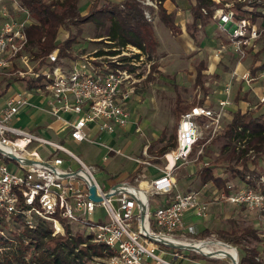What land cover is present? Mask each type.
I'll return each instance as SVG.
<instances>
[{
    "label": "built area",
    "instance_id": "obj_1",
    "mask_svg": "<svg viewBox=\"0 0 264 264\" xmlns=\"http://www.w3.org/2000/svg\"><path fill=\"white\" fill-rule=\"evenodd\" d=\"M213 1L212 19L226 35V43L217 49L216 55L232 52L238 58V66L264 34V26L254 20L253 13L264 12V0H252L242 5L225 2L223 7L217 4L220 0ZM9 2L16 4L22 16L14 17L10 13L6 7ZM142 3L157 7L152 0H143ZM0 4L1 15L5 18L0 29V226L5 229L0 228V233L5 235L6 230L16 224L35 228L42 220L51 224L53 235H58L66 233L67 224L82 223L88 226L87 233L93 235L94 242L104 244L112 251L106 259L109 264H180L179 261L185 259L179 252L184 248L161 250L160 243L152 241L150 236L174 237L176 241L191 245L196 241L207 243L211 249L209 253L199 248L188 250L210 260L239 263L237 246L215 237H193L198 231L194 224L186 222V213L191 211L194 216L204 218L212 200H225L257 211L259 220L264 222V190L260 187L264 185V173L260 175L258 185L247 181L246 186L238 187L237 183L228 182L226 188L213 190L212 199L204 200L201 190H178L174 172L190 159L204 135L206 142H210L221 132L223 117L228 108L236 104L233 96L236 78L248 84L262 82L261 89L255 91L258 103L253 106L247 101L246 110L238 109L246 112L247 108L264 105V65H259L255 73L249 68L239 73L236 66L231 79L223 87L225 97L219 98L214 105H196L181 114L177 144L165 155L166 164L158 166L162 174L144 188V201L129 189L105 190L97 181L95 168L63 143L16 124L21 112L31 108L61 121V127L48 126L57 133L68 129L72 140L90 141L110 150L113 146L94 140L91 131L95 128L99 137L112 135L125 130L132 122L128 102L138 82L136 55L142 59V50L132 46L134 50L127 48L115 55L81 56L66 62L55 49L45 59L38 58L36 50L29 46L26 33V28L35 22L30 10L21 4V0H0ZM203 12L208 14L206 8ZM145 13L151 20V13L147 10ZM123 55L129 59H120ZM125 62L131 68L124 66ZM33 80L35 85L30 83ZM21 82L24 91L14 89ZM135 130L139 132L141 126L137 124ZM65 161L77 164L79 168L75 170L72 165L66 166ZM143 163L151 164L149 161ZM93 183L97 186V194L103 197L101 202L90 198L89 188ZM111 191L114 194L106 197ZM150 195H169L171 201L152 210ZM139 201L147 204L145 219ZM97 204L105 206L107 221L91 220ZM225 246L234 247L237 255L222 251Z\"/></svg>",
    "mask_w": 264,
    "mask_h": 264
},
{
    "label": "rangeland",
    "instance_id": "obj_2",
    "mask_svg": "<svg viewBox=\"0 0 264 264\" xmlns=\"http://www.w3.org/2000/svg\"><path fill=\"white\" fill-rule=\"evenodd\" d=\"M115 1L120 2L119 0ZM249 1L252 0H246L243 2L239 0H220V3L217 2V4L220 7H223L225 6V2L242 5L249 3ZM93 2L96 3V0H81L80 9L82 17L88 14L90 6ZM102 3H104L103 0L99 2V5ZM6 7L10 13L14 15V17L22 16V14L17 11L15 3L9 2L6 4ZM1 9L2 5L0 4V29L5 21V18L1 15ZM254 10L257 11L256 8ZM260 19L261 18L257 20L258 24L263 26L262 22L264 21L261 20L260 23ZM154 27L156 37L158 39V46L155 48L151 57L143 51L142 59H139L140 56L136 57L138 62L135 68H137L136 73L138 82L136 83L132 97L128 102V110L130 112L132 122L129 124L125 132H123L124 130H121L122 132L119 131L112 135L102 134L101 137H99V134L96 132L91 134L92 138H94V140L96 139L98 142L108 143L107 141H109L108 144L113 146V148L109 150L108 147L104 145L96 144L90 141L78 142L69 140L65 142L62 140V137H58L53 132V129L48 128V126L53 123V118L48 115L40 114V112H36L31 108L26 109L16 120L17 125L27 130L48 139L63 143L66 147L85 160V162L92 165L95 168L97 181L105 190H109L112 186H114V182L121 178H123V181L127 180L133 183V185L140 184L145 177L149 178L151 176L145 171L146 167L155 164V160H160V162L156 164L165 165L167 162L165 158L166 154H162V148H168V153H170L176 142V132L179 122H177L175 116V99L177 93L179 92L183 100L186 102H192L199 99V96L202 98L205 92L204 89H201L195 84L197 64L201 59L206 58V56L208 57V54L210 55V51H212V47L206 48L201 46L202 38H200V36H204L203 33H197L198 37L196 39V43L192 46H187V43L184 42L183 35H177L175 31H171L163 22H156ZM209 27H211L212 33L216 34V38L221 39L219 40L220 44H223L222 40L226 43L225 33L221 32L219 28L215 26L210 25ZM199 28L201 29V27ZM106 34H108V27L98 25L93 20L79 22L78 24L72 25L68 30L64 29L61 34L62 41L70 37L75 38L70 48L72 57H66L64 60L66 62H70V60L78 59L81 56H96L100 51L117 49L121 52L127 48L134 50L132 49V45L119 47V45L111 41ZM101 35H104V37H99ZM259 41L258 46L263 50L264 34L262 39ZM224 54L227 55L226 62L229 61L230 63L228 62V64L230 66L233 64L236 65L238 58L235 54L232 52H224L221 56ZM124 57L127 56L123 55L120 59H123ZM253 58V53L250 55L249 51L248 56L242 63L245 67H249ZM260 58L264 62V51ZM104 61L109 60L104 59ZM124 66L131 68L127 62H125ZM219 68L220 71L223 69L222 66ZM233 69L235 68L233 67ZM233 69H231L229 74L232 73ZM222 80L223 78H219L215 74L207 75V88H210L208 93L210 94L215 87H221L220 84ZM242 82L243 81L239 78L234 80V97L236 96ZM222 83H224V81ZM243 83L244 91L258 86V84H262L261 80L252 82L251 84H248L247 82ZM176 85L179 87L175 88ZM24 87V84L21 82L18 83L14 89L24 91ZM11 92L12 90L8 93ZM218 96L222 98L226 95L222 90ZM250 99L253 106L258 103L253 94L250 95ZM34 101L37 102L36 99ZM1 102L2 100L0 99V103ZM236 104L235 106H230L223 117V128L221 132L218 133L210 142H206V136L204 135V138L201 139L202 142L195 146L190 159L175 169L174 173L177 181V189L181 192H187L189 190L204 191L205 189L202 187L200 182V171L203 167L209 165L213 166V171L218 174V176H222L223 178H226L228 182L232 183H237L239 181L242 187L247 185V181L252 183V185H256L260 175L264 173V154L261 158H258V156L254 153L249 154L251 159H255L254 161L253 159L249 160L247 169H244L243 160L240 158H237L232 162L227 160V158L224 160L225 152L223 153L222 147L227 142V139L224 137V132L227 125L231 122L235 111L239 110L236 107ZM241 108L242 110H246L245 107ZM247 111L252 112L255 115L264 114V106L258 105L256 108H247ZM137 124L141 126V130L139 132L135 130V126ZM146 148L147 151L145 152ZM118 149L120 152H117ZM143 161H149L151 164H145ZM65 165H72V168L75 170L79 168V165L72 164L69 161H65ZM138 166H142L141 170L133 174V169L136 167L138 168ZM232 168L245 172V178H241L239 174L237 175V172L232 170ZM125 178L127 179L125 180ZM213 184V182H211V184H207V188H219ZM141 185L145 186V182H142ZM260 187L264 190V185ZM149 197L151 204L156 208L162 201L168 199L169 195H150ZM91 220L93 222L108 220L107 210L104 205H96L95 211L91 216ZM245 226L246 224L244 222L243 224H240L237 220L235 221L228 218H220L216 223L214 222L211 225V228H213L211 231L213 233L209 237H215L226 243L233 244L229 241V239L221 235L220 231L231 233L233 229ZM19 230H24V227L19 226ZM70 230L72 234L81 232L85 236L87 235L88 226L82 223L72 224L70 225ZM193 237L199 239L206 238L203 233L193 235ZM260 238L261 241L254 240L252 238L242 239V243L246 246H257L262 251L261 257H264V236ZM233 245L235 246V244ZM160 248L161 250L172 249L162 243H160ZM179 252L185 257V259L179 261L180 264H229L226 261L210 260L207 257L197 255L188 249H182L179 250ZM238 252L239 257H241L243 253L239 245ZM103 261H106V259H103Z\"/></svg>",
    "mask_w": 264,
    "mask_h": 264
},
{
    "label": "trees",
    "instance_id": "obj_3",
    "mask_svg": "<svg viewBox=\"0 0 264 264\" xmlns=\"http://www.w3.org/2000/svg\"><path fill=\"white\" fill-rule=\"evenodd\" d=\"M102 0H96L90 6L88 14L82 17L80 9L81 0H21V4L27 7L33 15L35 22L26 28L29 46L36 50L38 58L47 57L53 50L58 49L61 58L72 57L70 52L71 44L75 38L70 37L61 40V34L64 29H70L72 25L79 22L93 20L98 25L108 27L107 37L117 43L119 47L132 45L144 53L152 56L155 48L158 46L154 23L148 19L145 11L149 8L139 0H122L116 2L113 0H103L104 3L99 5ZM158 6V12L163 23L172 31L178 32L172 14H169L163 6L166 0H152ZM191 12L193 15V36L199 24L206 25L213 16V0H194ZM203 8L208 10L204 14ZM82 17V18H81ZM260 17L264 18V12L259 10L254 15L257 21ZM104 37V35H101ZM254 50H250V54ZM264 49H259L253 53L255 63L261 60V54ZM120 50H107L98 52L101 54H118ZM139 55H136L138 57ZM129 59L124 57L123 60ZM43 60L42 63H44ZM252 63L249 69L255 73L259 64ZM207 69V60L202 59L196 66L195 84L204 89V95L201 99L192 102H186L178 92L175 99V116L177 122L181 114L189 111L196 105H203L209 95V88L205 86L206 75L204 70ZM225 70V69H224ZM221 77V73L216 74ZM35 85L36 81L30 82ZM179 86L176 85L175 88ZM251 89L244 91V83H241L236 96L235 102L241 100L250 101ZM227 142L223 145L222 151L224 160L234 161L237 158L243 160L244 169H247L251 151L262 157L264 154V114H253L252 112H242L237 110L231 122L227 125L224 132ZM202 142L199 140L198 143ZM233 143V144H232ZM176 142L173 148L176 146ZM169 152L168 148H162V154ZM203 158V156H202ZM255 159V158H254ZM253 159V161H254ZM160 160H155L159 163ZM141 166L139 167V169ZM241 178H245V172L232 168ZM201 185L213 182L217 187H227L228 180L214 173L213 166H205L200 171ZM17 220H19L17 218ZM2 225L4 224L1 219ZM21 226V225H20ZM2 230L4 226H0ZM235 246L241 247L242 255L240 264H264V257H261L262 251L257 246L244 245L242 239L252 238L261 241L258 230L253 226L236 228L228 233L220 231ZM204 236L210 235L211 232L206 230ZM93 235L81 232L72 234L70 225H66V233L53 235V228L50 223L38 221L35 228L24 227L19 230V225L6 230L5 235L0 233V264H109L103 259H107L112 251L104 244L93 241Z\"/></svg>",
    "mask_w": 264,
    "mask_h": 264
},
{
    "label": "crops",
    "instance_id": "obj_4",
    "mask_svg": "<svg viewBox=\"0 0 264 264\" xmlns=\"http://www.w3.org/2000/svg\"><path fill=\"white\" fill-rule=\"evenodd\" d=\"M113 1H115V0H113ZM119 1H122V0H119ZM139 1L142 3L143 0H139ZM194 3H195L194 0H166V1L163 2V6H164V8L167 10V12L169 14H172V16L174 18V22H175L176 28L179 30L178 32L175 31V33L177 35H183L184 42L187 43V46H192L193 44L196 43V39L198 37L197 33L198 34H199V32L203 33L204 36H202V37L200 36V38H202L201 39V46H204L206 48L212 47L211 48L212 51H210L208 49L211 52L210 55L208 54V57L206 56V58H203V59L207 60V69L204 70V74L207 77V75H211V74H215L216 75L218 73L219 74L221 73L222 77H219V78H223L222 82L224 81V83L226 84V82H228L231 79V74L232 73L229 74V72L231 71V69H233V67L236 68L237 61H236V65L233 64L232 66H230L228 64L229 61L226 62V56L227 55H225V54L222 55V56H217L216 55L217 49L221 46L222 43L221 44L219 43V40H221V39H217L216 38V34H213L212 31H211V27H209L211 25V26H215V27L218 28L217 22L215 20H213L212 18L210 19V21L206 25H203V24H199L198 25V28L196 29V32H195V36L196 37H194L192 35L193 34L192 33L193 32V15H192V12H191V8H192V4H194ZM146 6H148V5H146ZM147 11H149L151 13V15H152L151 21L154 24L156 22H160V21L163 22L161 20V18H160L159 12H158V6L157 7L149 6ZM261 20L264 21V19H260V21H259L260 23H261ZM262 25L264 26V22H262ZM199 27H201V29ZM99 37H101V36H99ZM222 42L224 43L223 40H222ZM259 42L260 41L257 42V45H256L253 53H255L256 51H258L260 49L259 46H258ZM260 62H262V60H258L255 63V61L253 59L251 64L255 63L257 65ZM220 66L223 67V69L221 71L224 74L220 71V68H219ZM248 68L249 67H245V65L243 63H241V64H239L237 66V70H238L239 73H241L242 71H244L245 69H248ZM195 77H196V74H195ZM222 82L220 84L221 87H215L214 90L212 92H210V94L207 96V98H206V100L204 102L205 105H214V104H216L217 100L220 98V96H218V95H220V93L223 90V86L225 85ZM205 86L206 87L208 86L207 82L205 83ZM261 86H262V84H258V86L250 88L251 89V93L254 95V97H256L255 91H259L261 89ZM233 89H234V84H233ZM199 99H201L200 96H199ZM256 99H257V97H256ZM246 104H247V101L241 100L240 102H237V104H236L237 106L236 107L237 108L246 107ZM35 111L38 112L37 110H35ZM23 112H21V113H23ZM40 114H43V113H40ZM68 116L69 115H67V117ZM50 125L53 128H57V127H61L62 126V122L59 121V120H56L55 118H53V123L50 124ZM125 130L123 132H125ZM53 132L58 137H62V140L65 141V142H67L69 140H72L69 137L68 129H66V130L62 129V131L58 132V133L53 129ZM94 132H96L98 134V132L96 131L95 128H93V130L91 131V134L94 133ZM120 132H122V131L120 130ZM107 142L109 143V141H107ZM158 166H161V165L155 163L153 165H150V166L146 167V171L145 172H147L151 176L149 178L145 177V179L142 180L140 182V184H138L136 186H140L141 187L142 186L141 183L145 182V188H147V185L150 183V181L152 179L157 178L158 176L161 175V174H159V173H161V171H159ZM139 167L140 166H138V168L136 167V168L133 169V171H132L133 174H135L137 171L141 170V168L139 169ZM126 177H128V176H126ZM122 179L123 178L116 180L114 182V185L117 184L118 182H122L123 181ZM126 179L127 178H125V180ZM125 182H129V181L126 180ZM129 183H131V182H129ZM131 184H133V183H131ZM208 184H211V182L208 183ZM237 185H238V187H242V185L240 184L239 181L237 182ZM202 187L205 189L204 191L201 190L202 191V198L204 200L212 199L211 196H212V192H213L214 189H211V187L207 188V184L206 185H202ZM170 201H171V199H170V196H169L168 199L162 201L159 205L168 204ZM156 208L153 207V205L151 204V209L152 210H155ZM220 218H228V219L235 220V221L237 220V222L240 223V224H243V222H244L246 224V226H253L254 228H256L258 230L259 235L261 237L264 236V222H261L259 220L258 212L255 211V210H250V209H248V208H246L245 206H242V205H235V204H232V203H230L228 201H225V200H222V201H213L212 200L211 204H210L208 215L206 217H204V218L196 217V216L193 215V213L191 211L186 213V222L190 223V224H194L196 226L198 234L199 233H203L206 230H209L211 232V234H212L213 232L211 231V229H213V228H211V225L214 222L216 223L217 220L220 219ZM259 221H260V223H259ZM211 234L210 235H206V237L207 236L208 237L211 236Z\"/></svg>",
    "mask_w": 264,
    "mask_h": 264
},
{
    "label": "water",
    "instance_id": "obj_5",
    "mask_svg": "<svg viewBox=\"0 0 264 264\" xmlns=\"http://www.w3.org/2000/svg\"><path fill=\"white\" fill-rule=\"evenodd\" d=\"M128 187H134L135 189H140L139 188L140 186H136V185H133V184H131L129 182L122 181V182H118L117 184H115L112 187V190L115 191L116 189H119V188L128 189ZM114 191L108 192L106 194V197H110L111 195H113L114 194ZM89 192H90V198L92 200H94L96 202H101L103 200V197L97 194V186H96V184L93 183L90 186ZM139 204L144 209L143 212H142V218L145 219L146 218V211H147V204H146V202H142V201H139ZM149 238L152 241L156 242V243H162L163 245H167L169 247H178V248H184V249L190 248V247H184L182 245H176V244L170 242L168 239H166L164 237L155 238V237L150 236ZM235 262H236V264H240L237 261H235Z\"/></svg>",
    "mask_w": 264,
    "mask_h": 264
},
{
    "label": "bare ground",
    "instance_id": "obj_6",
    "mask_svg": "<svg viewBox=\"0 0 264 264\" xmlns=\"http://www.w3.org/2000/svg\"><path fill=\"white\" fill-rule=\"evenodd\" d=\"M171 164H173V161H172ZM139 188L140 189H135L134 187H128L129 191L137 193L141 200L146 201V191L144 190L145 186H141ZM168 240L170 242L174 243V244H180V245H182L184 247H190V248H195V249L199 248V250H201L202 252H206V253L211 252L210 251L211 249L208 247L207 243L196 241V243L191 245V244L186 243L185 241H176L174 239V237H169ZM211 243L218 244L217 242H211ZM222 251L228 252L231 256H236L237 255V250L234 247H232V246H225V248L222 249ZM217 253H219V252H217Z\"/></svg>",
    "mask_w": 264,
    "mask_h": 264
}]
</instances>
